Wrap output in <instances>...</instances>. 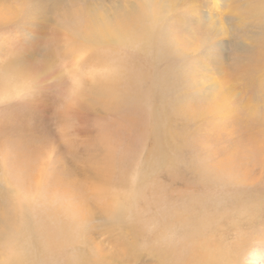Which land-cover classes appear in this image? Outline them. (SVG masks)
<instances>
[{"label":"rangeland","instance_id":"1","mask_svg":"<svg viewBox=\"0 0 264 264\" xmlns=\"http://www.w3.org/2000/svg\"><path fill=\"white\" fill-rule=\"evenodd\" d=\"M54 216L32 264H264V0H0V264Z\"/></svg>","mask_w":264,"mask_h":264},{"label":"bare ground","instance_id":"2","mask_svg":"<svg viewBox=\"0 0 264 264\" xmlns=\"http://www.w3.org/2000/svg\"><path fill=\"white\" fill-rule=\"evenodd\" d=\"M147 13H148L147 11H144V12L137 11V12L128 13V14H125V15L119 14V15H117L115 17L117 22L109 23L108 25L106 24L104 26L103 21H101L103 19L100 18L101 16L97 17V16L92 15L91 13L87 14L85 12L79 11L76 14H74V16L78 17L77 21H79V23L78 22H77L78 24L75 23V22L72 23L70 25V29H68L67 31L70 30L69 31L70 34H71L70 36H72L73 38H75L76 36H78V37L80 36V37H82L85 40H88L89 38H91L94 35V33H100V34L101 33H105V34H108L110 32L114 36H119L121 39H127L130 44H134V43L143 44L144 42H141V40H145V38H147V37H145L143 39V34L142 33L147 31V33L149 34V32H150V27H149V23H148V19H147V17H148ZM74 21H75V19H74ZM81 95L82 96H86L84 90H82L78 96H81ZM32 184L30 183V184H28V186H31ZM29 191H31V190H29ZM50 197L51 196H49L48 198H50ZM61 206L58 207V209H57L58 213L62 211V210L59 211V208L63 209L62 214H66L67 213L69 215H74V213L77 211L76 209H74L71 206V204H69L65 200V197L62 199ZM82 210H83V212H82V214L80 213V216L84 217L85 219L88 218V214H87L86 210H84V209H82ZM50 216H51V214H50ZM47 218H49V217H47ZM54 218L56 219V220L54 219V221L56 223V226H57L56 230L54 229L55 232H53L52 235L50 233H45L46 236H45V242L44 243H43V241H40V240H38V243H37V238L38 237L36 236V232H39V230L29 227L27 235H26V237L29 235L28 239H25V242H23L24 239H22V240L20 239L18 241L17 246L20 247V245H21V249H17V253H15V256H14L13 260H11L10 264H30L29 263L30 260H31V264H32L35 256L37 254H39L41 250L42 251H44V250L46 251V250H48V249H50L52 247H58L60 244H62L65 241H67L69 243L72 242V239H71L72 237L70 236V232L71 231L69 232L71 224L68 223L65 220L62 221L63 219H61V217L57 218L56 216H54ZM41 219H43L42 216H41ZM67 219H69V218H67ZM70 221H72V220H70ZM42 224H44V223H42ZM49 229H50V227H49ZM51 231H53L52 228H51ZM71 235H72V233H71ZM63 245H66V244L63 243ZM60 248H63V246L60 247ZM55 249L57 250L59 248H55ZM200 249H203V248H200ZM200 249H195L192 252L191 256H189V257L185 258L184 260H182L181 264H191L192 261L197 259V258H202L204 260V256H206V254H204V253H206V252H204V251H202ZM59 251L60 250H58V252ZM211 251H212L211 248H209V252H208L207 256L209 255V253H210L209 256H212L211 255L212 254ZM55 253H56V251L54 252V254ZM217 254H219V251L217 252ZM36 258H38V256H36ZM50 258H52V257H50ZM42 259H43V257H42ZM218 261L213 262V264H220ZM49 263H50V261H49Z\"/></svg>","mask_w":264,"mask_h":264}]
</instances>
